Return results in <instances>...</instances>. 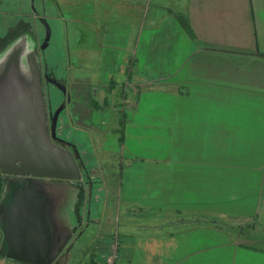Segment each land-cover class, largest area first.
<instances>
[{
    "label": "crops",
    "instance_id": "obj_1",
    "mask_svg": "<svg viewBox=\"0 0 264 264\" xmlns=\"http://www.w3.org/2000/svg\"><path fill=\"white\" fill-rule=\"evenodd\" d=\"M84 26L102 55L67 81L70 123L101 113L126 145L113 190L54 209L57 264H103L114 232L116 264H264V0H86ZM6 251L0 227V264H28Z\"/></svg>",
    "mask_w": 264,
    "mask_h": 264
},
{
    "label": "water",
    "instance_id": "obj_2",
    "mask_svg": "<svg viewBox=\"0 0 264 264\" xmlns=\"http://www.w3.org/2000/svg\"><path fill=\"white\" fill-rule=\"evenodd\" d=\"M31 7L35 12L34 0ZM43 24L45 34L40 49L48 45L51 34L48 22L43 20ZM14 42L0 53V171L21 182L19 193L0 220L7 243L4 256L28 264H53L67 250L69 237L54 233L43 189L37 183L42 179L73 182L81 178L77 145L67 141L70 152L55 142L58 117L70 96L67 94L66 100L52 111L46 103L36 51L25 50L22 43ZM44 77L66 93L64 83L48 78L47 73Z\"/></svg>",
    "mask_w": 264,
    "mask_h": 264
},
{
    "label": "rangeland",
    "instance_id": "obj_3",
    "mask_svg": "<svg viewBox=\"0 0 264 264\" xmlns=\"http://www.w3.org/2000/svg\"><path fill=\"white\" fill-rule=\"evenodd\" d=\"M85 3L86 0H34L35 13L31 7V0H0V53L6 48L5 46L1 51L5 45L6 37H12V41L14 40L15 44L22 43L25 50L34 49L40 62L49 72H54L55 77L65 78L66 81L70 82V79L82 69L79 68L81 62L85 63L86 61L89 66L95 67L100 63L99 57L102 55V50L97 45L100 39L98 37L99 30L91 28L86 30L84 26ZM154 5L151 4L150 10H154ZM120 6L118 5V7ZM148 6L147 3L146 7L148 8ZM108 9L110 7H107V11ZM168 9L173 10L169 7ZM108 14L111 15L112 13L108 12ZM39 17L46 20L51 29L48 45L44 49L39 47L45 34L44 24L39 20ZM76 17L80 18V23L73 22ZM83 33H86L87 41L92 44V48L96 49L94 53H91V58L78 50L79 44H81L79 43L80 40L84 42ZM44 95L46 103L48 102L51 109L52 106L56 107L62 97L61 92L52 84L45 85ZM67 110L60 114L57 133L67 141L77 145L80 157L87 166L89 177H91L89 179L92 180L90 182L92 185L83 178L80 179V182L73 181L70 184L68 182L71 186L68 203L70 205L71 202L75 203V199L78 203L79 190H82L81 192L84 194L82 202L88 203L86 194L90 187L92 191L90 193L97 194V197L101 196V192L102 194L105 192L104 195L106 196V192L113 190L115 181L112 175L117 172L115 171V156L118 155L117 152L121 151L119 146L122 140L117 139L114 133L109 132V129L107 130V127L111 125L100 124V118L103 117L101 113L95 114L93 121L102 126L104 132L98 128L89 129L87 125H75L73 122L71 124L67 120ZM117 110L116 107L115 113ZM122 143L126 145L125 140ZM6 179L3 175L4 186H6ZM5 192L4 187L2 196ZM81 205L83 206V204ZM79 245L80 242L75 245L77 250L74 251L76 255H72L73 262L82 256L79 255L81 251ZM67 257L68 255L60 256L61 261Z\"/></svg>",
    "mask_w": 264,
    "mask_h": 264
},
{
    "label": "flooded vegetation",
    "instance_id": "obj_4",
    "mask_svg": "<svg viewBox=\"0 0 264 264\" xmlns=\"http://www.w3.org/2000/svg\"><path fill=\"white\" fill-rule=\"evenodd\" d=\"M39 20L43 23L42 17H39ZM44 33H45V29H44ZM40 72H41V78L43 80L44 87H45V85H50L51 83L46 82L44 76H45V73H47L48 78H53V77H55L54 72H49L48 69H46V67H44L43 63L40 64ZM55 78L58 82L64 83L66 85V93L63 94L60 89H58L55 85L52 84L54 87H56L61 92V95H62L61 99L58 101V104L56 105V107H58L62 103V101L66 100L67 94H69L70 101H71V92L68 90L67 81L65 78H57V77H55ZM70 101L66 102L65 107L61 112H64L65 110L69 109V105L71 103ZM55 108L52 106V111H54ZM61 112H60V114H61ZM60 114L58 117V122L60 120L59 119ZM48 120H49V118H48ZM67 120L70 121V117L68 115V110H67ZM58 122H57V125H58ZM56 135H57L58 139L55 142L58 145L64 147L65 149H67L71 152V148H70V146H68L67 140L65 138H63L62 136H60L57 133V130H56ZM76 162L80 168L81 178L85 179V181L87 183L92 182L91 179H89L90 177L87 178V176H86V174L88 173V170L86 168L87 166H85V164H84L82 157L77 159ZM6 177H7L6 186H5L6 192L4 193L2 198L0 199V220H1V217L5 214L8 206L12 203L13 198L20 191V187H19L20 185L19 184L21 182V179L9 177V176H6ZM67 182H69V181L60 180V179H42V180H39L37 183L43 189V197L42 198L46 202L47 215H48L49 220H51L52 222L55 220L53 217L54 209L58 206H63V204H65L67 202L66 201L67 200V193H69V191L71 189V186L69 185L70 183L68 184ZM75 182H80V180H75ZM80 231L81 230H79V232ZM77 235H79V234L77 233L75 238H77ZM62 236H63V238L65 237L64 235H62ZM68 237H70V235ZM72 246L73 245H71V247ZM59 261L61 262V258L54 261L53 264H57V263H59Z\"/></svg>",
    "mask_w": 264,
    "mask_h": 264
},
{
    "label": "built area",
    "instance_id": "obj_5",
    "mask_svg": "<svg viewBox=\"0 0 264 264\" xmlns=\"http://www.w3.org/2000/svg\"><path fill=\"white\" fill-rule=\"evenodd\" d=\"M118 245H119L118 234L117 232L116 233L114 232L109 239L107 252L104 257L103 264H116L118 258Z\"/></svg>",
    "mask_w": 264,
    "mask_h": 264
},
{
    "label": "trees",
    "instance_id": "obj_6",
    "mask_svg": "<svg viewBox=\"0 0 264 264\" xmlns=\"http://www.w3.org/2000/svg\"><path fill=\"white\" fill-rule=\"evenodd\" d=\"M18 36V35H17ZM7 39H5V45L3 46V48L1 49V51L4 49L5 46H7L9 43H11L12 41V37H6ZM15 39V37H14ZM4 43V41H3ZM91 178V177H90ZM92 181V180H91ZM4 183H3V175L1 174V171H0V199H1V196H2V192H3V188H4ZM90 189V188H89ZM89 189H87V191H89ZM82 190H79L78 192V196H79V201H78V204L81 205H86V202H82V199H83V196L84 194L81 192ZM82 193V194H81ZM89 193V192H88ZM88 193L86 194V197H88Z\"/></svg>",
    "mask_w": 264,
    "mask_h": 264
}]
</instances>
